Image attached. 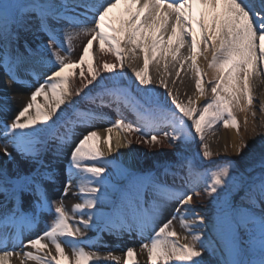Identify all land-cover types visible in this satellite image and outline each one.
Returning <instances> with one entry per match:
<instances>
[{"label": "snow or ice", "instance_id": "obj_1", "mask_svg": "<svg viewBox=\"0 0 264 264\" xmlns=\"http://www.w3.org/2000/svg\"><path fill=\"white\" fill-rule=\"evenodd\" d=\"M121 4L125 6L124 12L118 21L113 20L110 14ZM50 19L67 22L73 31L51 26ZM21 33H43L47 41L34 47L25 41L21 46ZM73 34L88 37L76 61L71 59L70 46L64 49L65 55L60 54L64 48L62 37L71 40ZM186 38L190 54L181 56ZM94 42H98L102 53L114 54L117 63L104 62L98 69L94 56L90 55ZM122 43L131 44L132 53L136 49L143 52V67L133 69V73L137 87L143 86L145 92L152 87L150 63L163 59L167 70L170 57L181 68L190 61L195 87L204 96L205 74L198 64L202 56L214 70L213 79L208 81L212 85V98L197 106L200 96L196 100L189 97L183 103L168 90L172 109L159 99L133 103L122 90L109 89V77L115 84L123 76L126 53ZM77 69L80 85L70 87ZM0 71L10 84L23 82L31 86V80L36 81L28 102L11 123H3L0 137H3L6 160L14 159L8 150L11 146L24 160L38 166L33 174H13L6 162L0 161V193L12 205L8 207L0 202V264H10L13 252L7 247L9 244L15 247L17 242L21 248L34 250L23 252L21 264L29 259L37 264H120L121 257L111 251L106 256L86 251L85 245L101 246L93 245L85 236L86 230L94 228L98 233H139L142 239L150 241L141 244L147 251L148 264H205L204 254H214L218 248L214 239L206 237L202 230H194L202 229L207 223L192 205L193 195H199L194 189L201 181L207 195L216 202L212 228L222 242L219 264H264V155L255 163L246 162L242 170L233 161L200 170L183 156H178L174 165H161L159 174L136 175L121 168V174L131 176V180L127 186L116 189L117 195L108 202L110 211H101L112 187L108 168L113 163L105 156L101 143L111 153L115 139L119 149L120 132L128 134L123 141L126 146L132 145V137L139 143L152 145L165 142L187 145L198 140L203 158L213 155L205 141L206 133L214 126L222 124L239 132L240 124L233 108L247 111L251 107V80L264 74V0H0ZM21 74L31 80L22 81ZM160 84L167 89L163 79ZM95 89L100 91L92 96ZM105 95L112 100L106 103ZM73 97L95 104V108L82 109ZM112 104L116 108L114 120L96 110ZM121 104L131 108L134 120L127 119ZM66 106L72 108L71 117ZM261 110L264 111V103ZM99 122L108 125L103 137L96 130ZM61 123L65 131L56 135L53 129ZM165 127L170 131H165ZM77 129L82 130L77 133ZM114 130H118L115 138ZM50 140L57 141L53 150L57 156L72 144L59 201H50L41 183L54 184L58 179L57 169L43 159ZM246 147L244 141L235 145L237 155ZM185 168L187 175H180ZM169 175L182 183L170 186L166 181ZM74 184L77 188L74 194L81 202L74 204L69 212L63 197ZM148 189L158 198L150 209L144 207ZM233 190L243 193L239 203L228 199ZM221 191L224 197L219 196ZM169 202L177 204L175 212L157 227V217ZM42 212H48L53 219L25 242L21 239L24 232L32 228ZM177 217L181 227L191 234L187 243H181L179 234L172 228ZM149 229L151 235L144 237ZM49 243L54 246L55 254ZM65 243L71 247V259L65 252ZM250 253L256 258H247ZM123 264H139L134 248L126 249Z\"/></svg>", "mask_w": 264, "mask_h": 264}, {"label": "rangeland", "instance_id": "obj_2", "mask_svg": "<svg viewBox=\"0 0 264 264\" xmlns=\"http://www.w3.org/2000/svg\"><path fill=\"white\" fill-rule=\"evenodd\" d=\"M54 22L57 23L55 28H60L63 27L60 23H58L57 21L53 20ZM65 28V27H64ZM67 31L72 32V28L68 29L65 28ZM76 35L73 34L71 40L62 37V42L64 45V48L60 50V54L61 55H65V50L67 49L69 46L72 49L71 52V59L73 61H76L81 52H82V48L80 46H76L74 43V37ZM25 41H27L29 43L30 46H32L33 43L38 44L42 41L46 42L47 41V36L44 35L43 33H37L35 35L29 33V34H24L21 33V38L19 40V45H23L25 43ZM16 45H13V47L15 48ZM122 47L125 50V46L122 43ZM184 47L185 45L181 48V55L184 52ZM137 50V49H136ZM21 51H23V48L21 47ZM139 51V49H138ZM127 51H125L126 53ZM127 54V53H126ZM143 54V52H142ZM125 62V60H124ZM125 65V64H124ZM168 70L167 71H163L161 73V75L158 78H154V84H152L151 89L148 92H145L143 88L137 87V83H134L131 86H128L127 82H129V77H128V73H127V69L124 66L123 69V76L117 80L115 82V84L112 83L111 78L105 74L102 73L103 75H105L106 77H109L108 79V88H118L119 90H122L123 92H125L127 94V96H129L130 100L132 102H140V103H144L146 100L148 99H159L161 101H166L167 102V107L170 106L169 108L174 109V105L171 104V100L170 98L167 96V92L168 90H171L172 94L174 96H176L177 99L178 95L177 92L175 90L176 87L178 88V84H180V82H178L177 85H175L174 83H177V71L179 70V68L176 70H174L175 66H173V62H171V58L169 57V63L167 66ZM180 71V70H179ZM174 72H176L174 74ZM163 79L164 81L168 80V81H172V83H167L168 87L167 89L164 88L161 84L159 85V83H157V80H161ZM36 85H31V86H26L25 87V94L27 95V97L24 98H17L14 100L15 102V108L16 109H21L29 100L30 98V92L32 90H34V87ZM175 86V89H174ZM78 87V86H77ZM130 87V88H129ZM212 87V86H211ZM211 87L209 86V84H206V91H205V99L203 101H201L200 103H197V106H202L206 101L210 100L212 98V92H211ZM99 89H95L91 92V95L94 96L95 94L97 95V93L99 92ZM95 95V96H96ZM100 100V98H98ZM103 99L105 100L106 103H108L109 101L112 100V97L105 95L103 97ZM76 100L78 102L79 106H86L89 108H94V104H89L87 101L76 97ZM179 101L183 102V103H187V101L182 99H179ZM6 101L2 98H0V103L4 104ZM244 103V101H243ZM261 105V102L256 100L255 102L252 103L251 105V110H249V112L254 113V117L249 120L247 123L243 122L242 117H241V111L238 109L237 111H235L233 109L234 115L236 116L237 120L239 121L240 124V128H239V141L237 142V145L241 142L244 141L247 143V147L243 149V151L237 155L236 150L233 149H229L225 152V148L223 147L222 143H219V138H220V132L225 129V127H223V125H217L214 126L213 130H210L206 133V143L209 145L213 144V146H209L210 151L212 152V156L210 158H203L201 153H202V148L200 146L199 141L197 140L194 143L191 144H183V143H176V144H169L167 142H165V144L163 145H152V144H146V146L148 147L147 152H145L144 155H140L137 156L136 160L139 163V167L137 168L139 173L143 174V173H154V174H159L160 172H162V168L160 167L161 165L167 163V164H176L177 160H178V156H183L186 157L188 160H191L193 162V164L200 170H203L204 168H211L213 167V165H220L225 163L226 161H233L235 167L239 168V169H243L247 163H255L256 161L259 160L261 155H264V111H262L259 106ZM112 106H114L113 109H105L103 108L106 112L109 113H113L115 117L116 116V108H115V104H112ZM108 107V106H105ZM121 110L124 112V115L127 117L128 120H134L135 119V114L134 112L131 110L130 107L125 108L123 104H121ZM70 107H68V112H69V116H72V111L71 109H69ZM248 110L245 111L244 113L247 114ZM1 123V122H0ZM82 129H77V133H79ZM165 131H170V128L165 127L164 129ZM65 131V127L64 124H58L56 126L55 129H53V132L56 135H59L61 133H63ZM134 138V137H133ZM75 141H73L74 143ZM56 140H50L49 142V150L47 152H45L46 154V160L45 163H50L53 167H55L57 169V174L58 176L60 174H62V169L65 170L66 166H67V161H68V156L70 154V149L72 147V144H69L68 146L64 147L62 154H60L59 156L54 154V149L56 148ZM102 148V147H101ZM103 150V148H102ZM58 158L62 159V162H58ZM114 159V158H113ZM116 160V159H114ZM120 163H118V162ZM62 165V166H60ZM125 166V167H124ZM121 168H126L128 170H130L127 165L119 160L113 161V163L109 166L108 168V175L110 176V185H112V187H110L108 189V195L106 197V203L104 205L101 206V211L103 212H108L109 209V203L110 200L117 194L116 193V189L119 188L120 182L122 181L123 177L126 175L121 174L120 169ZM33 170L27 172L25 175H29V174H33L34 171ZM60 172V173H59ZM180 175L186 176L187 175V169H183L180 172ZM131 178V176H130ZM130 178L128 179V181H130ZM127 181V182H128ZM166 181L167 183L171 186L174 183L175 184H181L182 181L179 180L178 178H176L174 180V177L172 175H169L166 177ZM42 183V182H41ZM50 182L45 181V183H42L43 187L49 185ZM127 186V185H126ZM195 193H199V195H193L194 198H196V204H197V208H196V212L199 215H203L205 217L206 220V225L202 228V229H194L197 231L202 230L206 237H211L212 239H214L216 241L215 246L218 248V251L214 254H208L205 253L204 254V262L205 263H210L211 261H214V257L215 254L218 255L219 259H222V255L221 252L219 251V249L222 248V242L218 240V238L215 236V233L213 231L212 228V221H214L215 219V212H216V202L214 200H212V198H210L206 191H205V184L203 181L200 182V184L198 186L195 187L194 189ZM49 194V198L50 201H58L59 197L61 196L60 192H57L55 194H52V192L48 193ZM147 194L150 196V198H152V202L157 201L158 202V198L154 196V194L152 193L151 189L147 190ZM243 193H237L235 190H233V192L231 194L228 195V199L239 203L240 202V196H242ZM219 196L224 197L225 193L224 192H219ZM65 199V198H64ZM67 199V198H66ZM64 202V201H63ZM79 202H81V199H79ZM66 206V209L71 212L72 206L74 204L71 205H66V203L64 204ZM177 207V204L175 202H169L168 204H166L163 209L160 212V215L157 217V221H156V226L158 227L160 224H162L163 222H165L166 220L170 219L172 217V215L175 212V209ZM181 211H183V209H181ZM79 218V217H77ZM87 218V217H85ZM191 219V218H189ZM172 228H174V230L179 234V239L181 243H187L191 240V234L188 233L187 231H185L184 228L181 227L180 225V221L179 218L177 217L175 220H173L172 223ZM151 229H149L148 231H146L144 233V237H149L151 235ZM135 233L134 234H130L131 237L130 239H135L136 242L135 243H127L122 241V238L125 236L126 232H120V233H113V232H108V231H104L101 233V235H104V239L102 241V243L100 244H96V245H101L99 247H89L87 245H85V249L86 251L89 252H98L101 256H106L107 253L109 251H111L113 253V255L115 256H119L121 257V261L120 264H123V258L125 255V251L127 248L132 247L135 249L136 251V256H137V260L139 262V264H148V259H147V251L143 250L141 248V244L142 243H146V242H150L147 239H142L141 235L139 236V233L133 231ZM97 233V230L91 229V230H86L85 231V236L86 238L93 244V240H91V238L93 237V235H95ZM100 234V233H99ZM187 236L188 240H185L184 237ZM111 241V242H110ZM110 242V243H109ZM221 248H220V247ZM66 247L68 248V251L71 253L72 255V251H71V247L67 244ZM251 256H253L251 253L248 255L247 258L251 259ZM255 257V256H254Z\"/></svg>", "mask_w": 264, "mask_h": 264}, {"label": "bare ground", "instance_id": "obj_3", "mask_svg": "<svg viewBox=\"0 0 264 264\" xmlns=\"http://www.w3.org/2000/svg\"><path fill=\"white\" fill-rule=\"evenodd\" d=\"M54 2H58V0H54ZM125 9V6L123 4L118 5L110 14L113 20H117L119 19V17L123 14ZM49 23L51 26H55L57 25V23L53 22L52 20H49ZM63 27L70 29L71 27L67 24V22H59ZM88 37H85L83 35L81 36H75L74 37V43L76 46H80L82 48L83 44L86 43ZM36 44H32V46L34 47ZM185 47H184V52L182 53L181 56H188L190 54V47L189 44L187 43V38H186V42H185ZM125 46V50L127 51L126 53V57H125V67L127 69V73H128V77L131 79V83H137L135 81V77H134V73H133V69L139 70L143 67L144 64V55L142 54V52L138 49L135 51V53H132L129 51V49H131L133 46L131 44H124ZM201 48H203V45H201ZM66 54V52H65ZM90 55L94 56L95 59V65L98 69L101 68L102 64L104 62H108V63H117L116 57L114 54L111 53H102L99 50V45L98 42H94V46L93 49L91 50ZM209 58H210V53L208 54ZM79 59V58H78ZM77 59V60H78ZM169 59V58H168ZM164 63L165 61L163 59H161L158 63L156 61H152L149 65V75L152 78V84H154L153 79L154 78H158L161 73L163 71H167L164 68ZM189 64L190 61H186L184 63L183 68L180 67L179 63H175L173 62V66H175L174 70L179 68V76L176 78L177 79V83H174L175 85L178 84V82H180V84H178V88L176 87L177 90H175L177 92L178 98L187 101L189 97H191L193 100H196L197 96H200L199 92L197 91L196 87H195V76L193 71L189 68ZM198 64L200 66V68L202 69L203 73L205 74L204 76V88L206 91V84H209V86L211 87L212 85L210 83H208V81H211L214 77V70L210 69L208 67V61L204 60L203 57H199L198 58ZM79 70H76V77L74 79V83L70 84V87H77L80 85V78H79ZM176 72H174L175 74ZM107 74V73H105ZM109 76V74H107ZM22 80L23 81H28L31 80V78L29 77H24L23 74H21ZM32 84H36L35 80H31ZM157 83H159L160 85V80L156 81ZM166 83H172V81H166ZM251 86H252V95H253V102H255L256 100L261 102V105L259 106V108L261 109L262 107V103H264V74H262L259 77H253L251 80ZM140 88H143V86H140ZM175 89V86H174ZM5 97H7L8 99L5 100ZM27 97V95L25 94V85L22 84H10V82L8 81V78L3 74L2 71H0V98L4 99L6 102L3 104L0 103V105H2V110H0V130H2V125L3 123L7 122V123H11L12 119L14 118V116L18 113V111L20 109H16L15 108V102L14 100L17 98H24ZM40 99V102H43L42 98H38ZM73 99L76 100V97H73ZM178 99V100H179ZM205 99V95L204 96H200V99L197 100V103H200L201 101H203ZM243 100L241 101V106H243ZM78 106V105H77ZM67 108L70 107L69 109H72L71 106H66ZM84 109V108H82ZM235 111H237V108H233ZM98 112H101L104 114V116L106 118H111V119H116L113 118V116H107V112L104 111L102 108H98L96 109ZM249 110H251V108H249ZM245 114V111H241V117L243 122H245V118H247V122L249 120H251L254 115L253 113L249 112ZM96 125H99L96 124ZM102 125V126H101ZM107 123H101L99 125V127L96 126V130L98 131V133L103 137L106 135V128H107ZM118 130H114L113 131V137L115 138L116 132ZM127 133L124 132H120V138H121V145L119 147V149L116 148L115 145V139L113 140V151L111 153L107 152V148L106 146L101 143V147L103 148L105 154L109 157H115L121 161H123L128 167L133 168V169H137L139 167V163L136 160L137 156L140 155H144L145 152H147L148 147L146 146V144L144 143H139L136 141L135 138L132 137L133 139V143L131 146H126L123 141L124 139L127 137ZM239 132H237L236 129L234 128H225L220 132V140L219 143L223 144V147L225 148V152L229 149H233L235 150V145H237V142L239 141ZM209 146H213V144L209 143ZM10 152L13 153V160H6V158L3 156V137H0V161H5L6 162V166L8 168V170L15 174V173H19L21 175H25L27 172L33 170L36 168L37 165L31 164L30 162L24 160V158H22L21 156H19L18 153H16L11 146H9L8 149ZM44 158V157H43ZM58 162H62L61 158H58ZM62 166V165H60ZM62 174H60L58 176L57 181L52 184L49 183V193L52 192V194H55L57 192L61 193V196L63 194L64 191V182L66 180V175H65V171L62 169ZM60 173V172H59ZM77 192V188L75 187V184L73 185V187H71L68 191V194L66 196L63 197V203L66 205H71V204H76L79 203V199L80 197L78 195H75L74 193ZM61 196L59 197L58 201L60 200ZM65 198V199H64ZM67 198V199H66ZM0 202H4L7 205H10V202H6L5 201V197L2 193H0ZM192 205L193 207L196 209L197 208V204H196V198H192ZM53 219V216L50 217V215L48 214V212H42L39 217L37 218V222L32 226V228L30 230H26L22 236V240H24L25 242L27 241V239L31 238L32 236H34L35 234L39 233L40 231H42L47 223L49 221H51ZM11 231V230H10ZM45 243H48L47 241H45ZM110 243V242H109ZM65 248V252L68 254L69 258H72L71 253L68 251V248L66 247V245H63ZM16 249V251H15ZM49 249H51V251L53 252V254H55V249L54 246L51 245L49 243ZM7 250L12 251L13 255L9 258L10 259V264H21V260L23 259V252L24 251H34L31 248H21L19 242H17V245L15 247H13L11 244L8 245ZM19 252L20 255L17 256L16 253ZM25 264H37L36 261L34 260H26Z\"/></svg>", "mask_w": 264, "mask_h": 264}]
</instances>
